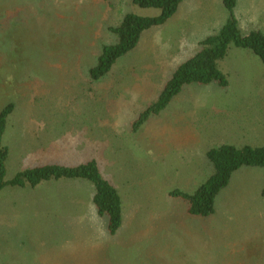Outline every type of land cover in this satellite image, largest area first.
Wrapping results in <instances>:
<instances>
[{
	"label": "rangeland",
	"instance_id": "374dc122",
	"mask_svg": "<svg viewBox=\"0 0 264 264\" xmlns=\"http://www.w3.org/2000/svg\"><path fill=\"white\" fill-rule=\"evenodd\" d=\"M235 8L246 23L241 33L264 34V0H237ZM159 13L131 0H0V108L13 103L7 122L26 126L14 143L34 147L20 162L21 149L12 152L7 179L43 164L95 160L123 203L122 226L110 235L88 182L74 180L83 187L74 189L73 204L56 183L48 199L40 189L6 188L0 264H264V169L235 171L206 218L189 216L170 196L205 183L212 174L206 153L229 144L233 130L250 146H264V64L231 46L219 63L227 88L185 86L133 130L177 67L198 52L209 23L216 29L224 21L221 0H185L103 79L88 78L102 47L116 42L110 27L127 14ZM175 43L186 52L176 56ZM215 234L229 236L211 240Z\"/></svg>",
	"mask_w": 264,
	"mask_h": 264
},
{
	"label": "trees",
	"instance_id": "16d2710c",
	"mask_svg": "<svg viewBox=\"0 0 264 264\" xmlns=\"http://www.w3.org/2000/svg\"><path fill=\"white\" fill-rule=\"evenodd\" d=\"M131 2L140 8L157 9L160 13L155 17L127 14L117 26L109 28L116 42L102 47L96 65L87 73L92 82L103 79L119 58L134 50L145 31L166 23L176 13L182 0H131ZM222 3L229 14L225 25L217 35L200 42L198 52L177 67L156 101L137 118L133 124L134 131L149 118L163 112L185 86H208L216 83L222 89L227 88V77L220 70L219 63L227 57L231 46L251 52L264 64V34L258 30L247 34L241 33L233 12L236 0H222ZM14 110L12 102L0 108V191L7 187L32 189L42 183L59 180L88 182L94 190L92 203L97 215L106 217L108 233L116 234L122 226L123 203L118 191L102 176L97 161L91 160L74 167L35 166L18 171L13 178L7 179L6 163L9 150L3 144V137L7 129V120ZM136 128L138 129L135 130ZM206 158L212 168V174L205 183L192 194L177 190L170 192L172 198H178L186 204V212L191 217L206 218L213 215L215 200L227 187L235 171L242 167L264 169V146L238 148L222 145L210 149L206 153ZM261 196L264 198V187Z\"/></svg>",
	"mask_w": 264,
	"mask_h": 264
},
{
	"label": "crops",
	"instance_id": "0c3cea01",
	"mask_svg": "<svg viewBox=\"0 0 264 264\" xmlns=\"http://www.w3.org/2000/svg\"><path fill=\"white\" fill-rule=\"evenodd\" d=\"M185 0H182L181 4L179 5L178 9L176 12H178L180 10V8L182 7V4L184 3ZM222 2V0H221ZM222 6L223 8L225 9L226 11V15L224 16V21L220 22L217 26V28H211V26L213 25V20L209 23L208 25V29L205 31V34L206 36L203 37V38H200L199 40L196 41V43L198 45H200V42L204 41L206 38L208 37H211V36H214V35H217L220 30L222 29V27L225 25V23L227 22L228 20V17H229V14H228V11L226 10V8L224 7L223 3H222ZM237 6V0H236V5L235 7ZM236 8H234L233 12H235ZM175 15V14H174ZM173 15V16H174ZM236 19H237V22H238V25L240 24V27L243 26V25H246L245 24H241V20L240 18L238 17V14L236 12V14L234 13ZM172 16V17H173ZM171 17V18H172ZM150 30V29H149ZM148 31V30H147ZM146 32V31H145ZM141 38V37H140ZM173 48L176 50V53L175 55L176 56H179L180 54H183L186 52V50L182 49L181 47H179L176 43L174 44ZM237 49V48H236ZM243 115V117H246L248 114L244 111H242L241 113ZM21 125V126H20ZM51 126H49L50 128ZM23 128H26V126H23L21 123H18L17 126L13 127L9 124H7V129H6V132L4 134V137H3V144L5 145L6 148H8L9 150V156H8V159H7V174H8V165L10 163V160L12 159L11 158V155H12V152L18 148L21 149V154H24L25 156L24 157H21L19 156L18 157V161L20 162L22 159H26V155L28 152H33L34 150V147L33 146H30V147H27L26 149H23L22 147V144L21 142H18V143H14L15 140H21L24 138V132L22 131ZM47 128V126L45 127ZM53 128H57V125H56V122L54 123V126ZM10 129L12 131H10ZM31 129H41V126H36V127H31ZM35 133H38V131H35ZM242 133H238L237 130H233L232 131V135H233V138L230 140L229 144H223V145H232V146H235V147H244V146H249V147H253V148H256L254 146H250L248 143H245V139L243 138V140H241L239 138V136L241 135ZM9 140V141H8ZM222 146V145H220ZM22 147V148H21ZM48 150V148H47ZM43 165H50V164H43ZM41 165V166H43ZM259 169V168H258ZM231 179V178H230ZM80 181V180H79ZM230 182V181H229ZM51 183H56V184H60L62 185V189L64 190L65 193L68 194V199H69V203L70 204H73L72 202V197L74 195V189H78V188H82L83 186L81 184H75L77 182H75L74 180H59V181H51V182H46V183H42L40 185H38L37 187L35 188H20L18 189L17 191H22L24 189H29L31 191H35V190H42L43 193H44V197L45 199H48L49 198V192L47 191V189L49 190V185ZM76 185V186H75ZM9 188V187H7ZM11 188V187H10ZM6 189V188H5ZM4 192V189L2 190ZM0 191V197L2 196L3 192ZM36 201H39V202H43L45 203L44 207L47 208V205L51 208V201H48V203L46 201H42V199L39 197V200H36ZM1 210V209H0ZM223 236H229L228 234H225V235H220V234H215L212 236L211 240H214V239H217L219 241L223 240ZM246 243V242H245ZM233 246V248L236 247V245L234 244H231ZM239 249L241 250L242 249V246H239Z\"/></svg>",
	"mask_w": 264,
	"mask_h": 264
}]
</instances>
